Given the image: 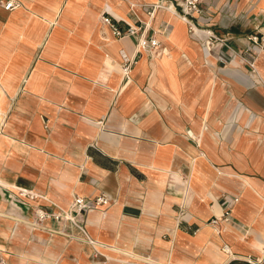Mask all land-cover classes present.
Instances as JSON below:
<instances>
[{
  "label": "crops",
  "instance_id": "1",
  "mask_svg": "<svg viewBox=\"0 0 264 264\" xmlns=\"http://www.w3.org/2000/svg\"><path fill=\"white\" fill-rule=\"evenodd\" d=\"M8 1L0 264H264V0H207L189 21L174 0ZM101 193L84 231L39 217Z\"/></svg>",
  "mask_w": 264,
  "mask_h": 264
},
{
  "label": "built area",
  "instance_id": "2",
  "mask_svg": "<svg viewBox=\"0 0 264 264\" xmlns=\"http://www.w3.org/2000/svg\"><path fill=\"white\" fill-rule=\"evenodd\" d=\"M176 3V7L178 8L179 12L176 14L180 19L183 21H189V18L196 17V18H202L201 16H198L202 12V4L206 2L207 0H174ZM18 6V3L15 0H9L5 8L6 9H12L14 7ZM197 14V15H196ZM204 19V18H203ZM205 21L207 19H204ZM106 22H111L110 18H106ZM113 30L117 36H123L125 34L133 35L136 34L138 29L132 25L126 30L122 31L118 27L114 26L112 24ZM193 29V33H199L198 29L191 27ZM155 32L151 36L145 35L143 32L138 38L137 42V47L139 51L147 52L150 54L160 53V47L161 43L159 41V38L154 35ZM253 41L258 43V37L254 36ZM220 40L219 37H217L213 33H205L204 34V47L207 50L213 49L215 46V42ZM261 42L264 41V36L261 37L260 39ZM136 61L129 60L128 58L125 59V65L123 67L124 74L127 78H129L134 64H136ZM133 64V65H132ZM20 196L28 197L30 199H34L36 197V194L31 192V191H25L22 190L19 194ZM112 203V198L109 194L107 193H101L92 197H85V196H80V195H75L74 200L71 204V207L69 208L68 211L65 212H52V213H47L43 210L39 211V217L44 218V217H53L56 220H59L61 218H66L70 220L72 223L75 225L79 226L82 230L83 228L78 224L80 217L88 210L93 209V208H105L111 205ZM78 219V220H77ZM223 219L225 221H228L230 219V211L226 210V212L223 215ZM221 219L215 218L213 220L214 223H218ZM84 231V230H83ZM223 250L226 253H231V248L228 244H225L223 246Z\"/></svg>",
  "mask_w": 264,
  "mask_h": 264
},
{
  "label": "bare ground",
  "instance_id": "3",
  "mask_svg": "<svg viewBox=\"0 0 264 264\" xmlns=\"http://www.w3.org/2000/svg\"><path fill=\"white\" fill-rule=\"evenodd\" d=\"M105 22V21H104ZM1 245V244H0Z\"/></svg>",
  "mask_w": 264,
  "mask_h": 264
}]
</instances>
